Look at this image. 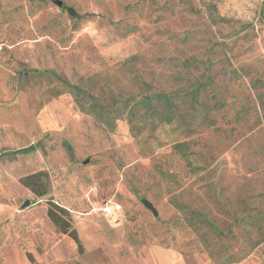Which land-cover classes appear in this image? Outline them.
<instances>
[{
    "label": "rangeland",
    "instance_id": "obj_1",
    "mask_svg": "<svg viewBox=\"0 0 264 264\" xmlns=\"http://www.w3.org/2000/svg\"><path fill=\"white\" fill-rule=\"evenodd\" d=\"M55 1L0 0V264H264V0ZM197 76L209 110L141 132L67 86L115 108ZM39 171L42 198L21 183Z\"/></svg>",
    "mask_w": 264,
    "mask_h": 264
},
{
    "label": "trees",
    "instance_id": "obj_2",
    "mask_svg": "<svg viewBox=\"0 0 264 264\" xmlns=\"http://www.w3.org/2000/svg\"><path fill=\"white\" fill-rule=\"evenodd\" d=\"M63 9L68 12L71 18L79 19L82 17L72 6H63ZM183 65L185 68L195 67L196 69L199 63L195 58H191L185 60ZM202 76L191 78L188 86L183 85L170 91H153L150 90L151 86L147 82L140 81L143 93L139 97L125 100L124 103L115 108H109L99 95L89 92L78 84H67V86L82 112L92 115L111 129L115 127V123L119 118L126 117L132 125V129L135 128L137 132H141L148 125H155L156 123L172 124L177 121H185L184 108L187 104L195 110L197 109L196 105H204L200 98L211 87L212 82L211 80H201ZM144 90L148 92H144ZM203 107L209 110L207 104ZM219 107L220 105L216 102L211 109L215 110ZM137 119H141L144 123L136 126ZM211 123L210 121L208 124ZM182 145L183 143H179L177 146L180 147ZM21 183L37 197L42 198L49 194V181L46 172L39 171L29 174L21 179ZM47 214L58 231L74 240L81 252L82 243L76 228L72 225L69 212L65 208L51 202ZM208 223L214 231H218L216 226L211 222Z\"/></svg>",
    "mask_w": 264,
    "mask_h": 264
},
{
    "label": "water",
    "instance_id": "obj_3",
    "mask_svg": "<svg viewBox=\"0 0 264 264\" xmlns=\"http://www.w3.org/2000/svg\"><path fill=\"white\" fill-rule=\"evenodd\" d=\"M56 2V4H58L60 7H62L63 6V1L62 0H56L55 1ZM143 203H144V205L148 208V209H150L152 212H153V214L155 215V216H157V210H156V208L154 207V205H153V203L152 202H150V201H148V200H143ZM30 204V200H26L23 204H22V208H24V207H26V206H28Z\"/></svg>",
    "mask_w": 264,
    "mask_h": 264
},
{
    "label": "built area",
    "instance_id": "obj_4",
    "mask_svg": "<svg viewBox=\"0 0 264 264\" xmlns=\"http://www.w3.org/2000/svg\"><path fill=\"white\" fill-rule=\"evenodd\" d=\"M106 210H107V211H111V208L107 207Z\"/></svg>",
    "mask_w": 264,
    "mask_h": 264
}]
</instances>
